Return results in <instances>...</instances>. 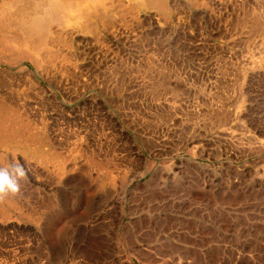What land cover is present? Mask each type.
Listing matches in <instances>:
<instances>
[{
  "label": "rangeland",
  "instance_id": "rangeland-1",
  "mask_svg": "<svg viewBox=\"0 0 264 264\" xmlns=\"http://www.w3.org/2000/svg\"><path fill=\"white\" fill-rule=\"evenodd\" d=\"M163 1L40 57L0 12V100L58 158L0 147V264H264V0Z\"/></svg>",
  "mask_w": 264,
  "mask_h": 264
},
{
  "label": "bare ground",
  "instance_id": "bare-ground-1",
  "mask_svg": "<svg viewBox=\"0 0 264 264\" xmlns=\"http://www.w3.org/2000/svg\"><path fill=\"white\" fill-rule=\"evenodd\" d=\"M133 1L136 4L140 5L139 7L142 8L151 7V8H156L158 10H162V9L165 10L164 9L165 4L163 0H133ZM114 6H115V0H0V12L8 11L11 13H15V15L13 16H16V14H18L15 22L17 21V23L21 27L20 30H23L22 31L23 33L22 35H24L23 38H25V40L27 39L25 42H27L32 46V50L34 54L39 57L43 56L44 54L55 55L54 50L51 51L47 49L49 40L60 38V35H57V33H55V31L52 30V27L54 25L63 27L65 25L75 23L78 24L77 26L79 25L81 26L80 30L83 29V32L88 31L89 33L92 27V23H90V19H88V14H91L97 21L99 20L98 22H101L100 24L104 25L105 23H108L112 19L114 14ZM7 14L9 15V13H6V15ZM8 15L7 18H9ZM258 18L259 17H257V20L260 21L261 18L260 19ZM7 24H4V26L5 25L7 26ZM8 25L10 26V22ZM256 25L257 24H255V26ZM12 27H14V25H12ZM17 27L18 26L15 23V28ZM5 34L7 33L1 34L0 32V51L2 50L3 47L1 46V40L3 38L1 37V35H5ZM14 34L15 35H13V37L17 39L18 37H16L17 35L16 32ZM10 38H9L10 40L15 39L12 38V34ZM21 42H23V40ZM0 56H1V52H0ZM5 73H3L2 70H0V85L4 83L3 81L5 79L4 77ZM2 100H0V147L8 148L11 149L12 151H17V152L18 151L21 152L23 151L24 153L28 152V154L31 153V155H34L36 157H44V161L46 162V165L49 162H53V161L58 162V158L55 157V155L49 152L48 153L42 152L41 148L36 146L37 144L35 146L31 144L32 140L30 138L33 133L31 124L22 116V114L16 108L13 110V106L8 105L6 102ZM60 163L61 161L59 160V164Z\"/></svg>",
  "mask_w": 264,
  "mask_h": 264
},
{
  "label": "clouds",
  "instance_id": "clouds-1",
  "mask_svg": "<svg viewBox=\"0 0 264 264\" xmlns=\"http://www.w3.org/2000/svg\"><path fill=\"white\" fill-rule=\"evenodd\" d=\"M19 176H23V169H19ZM19 188V185L12 180H10L8 174L6 172H0V191H10L15 192Z\"/></svg>",
  "mask_w": 264,
  "mask_h": 264
}]
</instances>
